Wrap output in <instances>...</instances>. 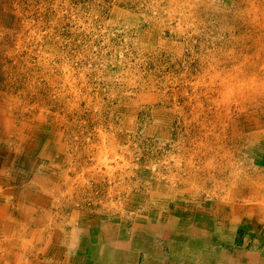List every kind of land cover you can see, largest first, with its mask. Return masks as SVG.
Wrapping results in <instances>:
<instances>
[{
	"label": "rangeland",
	"instance_id": "374dc122",
	"mask_svg": "<svg viewBox=\"0 0 264 264\" xmlns=\"http://www.w3.org/2000/svg\"><path fill=\"white\" fill-rule=\"evenodd\" d=\"M16 173L46 174L54 221L21 264L176 199L237 205L264 237V0H0V181Z\"/></svg>",
	"mask_w": 264,
	"mask_h": 264
},
{
	"label": "crops",
	"instance_id": "0c3cea01",
	"mask_svg": "<svg viewBox=\"0 0 264 264\" xmlns=\"http://www.w3.org/2000/svg\"><path fill=\"white\" fill-rule=\"evenodd\" d=\"M45 175L20 178L16 173L1 179L0 264H21L34 246L37 229L54 222L47 221L53 217L49 194L32 183ZM25 180L31 183L24 185ZM226 208L219 203L214 211H193L185 200L176 199L168 204L167 214L152 209L132 222L84 220L69 245L73 253L62 261L59 243L43 247L46 258L40 264H264V237L245 230L237 205Z\"/></svg>",
	"mask_w": 264,
	"mask_h": 264
},
{
	"label": "bare ground",
	"instance_id": "6f19581e",
	"mask_svg": "<svg viewBox=\"0 0 264 264\" xmlns=\"http://www.w3.org/2000/svg\"><path fill=\"white\" fill-rule=\"evenodd\" d=\"M7 257H9V256H7Z\"/></svg>",
	"mask_w": 264,
	"mask_h": 264
}]
</instances>
